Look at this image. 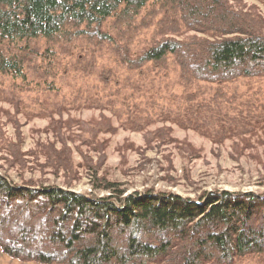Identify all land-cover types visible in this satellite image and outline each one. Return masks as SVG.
Masks as SVG:
<instances>
[{"label":"trees","instance_id":"16d2710c","mask_svg":"<svg viewBox=\"0 0 264 264\" xmlns=\"http://www.w3.org/2000/svg\"><path fill=\"white\" fill-rule=\"evenodd\" d=\"M252 20L225 0H0V72L26 80L28 64L80 49L91 67L110 52L131 71L172 60L187 82L263 79L264 35ZM153 28V43L134 53ZM182 32L195 36L176 39ZM122 196L0 177V249L39 264H236L264 256V196L216 192L198 203Z\"/></svg>","mask_w":264,"mask_h":264},{"label":"rangeland","instance_id":"374dc122","mask_svg":"<svg viewBox=\"0 0 264 264\" xmlns=\"http://www.w3.org/2000/svg\"><path fill=\"white\" fill-rule=\"evenodd\" d=\"M225 1L264 35V0ZM156 37L155 28L143 32L133 52ZM55 52L28 64L26 80L0 72V177L92 198L264 196V78L218 86L185 81L172 60L131 71L110 52L95 67L80 62V49Z\"/></svg>","mask_w":264,"mask_h":264},{"label":"crops","instance_id":"0c3cea01","mask_svg":"<svg viewBox=\"0 0 264 264\" xmlns=\"http://www.w3.org/2000/svg\"><path fill=\"white\" fill-rule=\"evenodd\" d=\"M2 256L5 258L4 259L0 258V260H2V262H0V264H17L16 262H12L9 258H6L5 255L2 254Z\"/></svg>","mask_w":264,"mask_h":264}]
</instances>
